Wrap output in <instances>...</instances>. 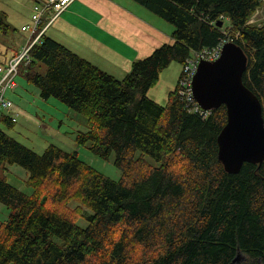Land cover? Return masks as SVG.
Masks as SVG:
<instances>
[{"label": "trees", "instance_id": "obj_1", "mask_svg": "<svg viewBox=\"0 0 264 264\" xmlns=\"http://www.w3.org/2000/svg\"><path fill=\"white\" fill-rule=\"evenodd\" d=\"M135 1L173 25V41L134 61L122 79L45 34L20 66L18 76L41 98L85 117L77 144L112 157L121 175L112 179L54 144L38 154L0 127V169L23 167L32 189L25 194L0 174L8 210L0 219V264H231L238 254L244 258L234 264H264V161L224 170L217 157L224 105L192 112L178 82L163 105L148 96L172 62L183 67L228 31L247 56L243 83L264 117V19L249 22L257 10L264 14V0ZM4 18L1 34L12 29ZM219 21L228 22L226 31ZM0 123L16 122L3 113ZM72 200L79 205L68 212Z\"/></svg>", "mask_w": 264, "mask_h": 264}, {"label": "crops", "instance_id": "obj_2", "mask_svg": "<svg viewBox=\"0 0 264 264\" xmlns=\"http://www.w3.org/2000/svg\"><path fill=\"white\" fill-rule=\"evenodd\" d=\"M3 1L7 5L16 6L18 1L22 3L20 12H17L15 17L22 22L21 24L15 19L11 20L12 9L7 11L8 13L0 9V13L10 19L12 24L21 26L20 29L26 24H31L30 8L36 0H0V4ZM173 29L171 23L135 0H74L48 27L45 36L107 74L122 79L130 71L134 61L149 56L164 43H171ZM28 38L29 34L9 37L8 42L15 48L1 47L0 61L6 62ZM178 68H181L180 64ZM165 70L160 73L162 79L159 78L158 83L164 82L163 93L168 82L170 83L165 98L167 101L169 92L175 88L181 74L179 72L177 77L175 73L173 78L167 79L162 75ZM153 88L148 91V96L161 104L160 100L153 98L151 94ZM14 113L17 115L15 122L21 117L25 122L41 123L38 114L34 115L13 103L12 114Z\"/></svg>", "mask_w": 264, "mask_h": 264}, {"label": "rangeland", "instance_id": "obj_3", "mask_svg": "<svg viewBox=\"0 0 264 264\" xmlns=\"http://www.w3.org/2000/svg\"><path fill=\"white\" fill-rule=\"evenodd\" d=\"M16 5H7L4 1L0 4V9L4 11H10L12 9L11 20L15 19L16 13L20 12L22 3L18 1ZM1 12V11H0ZM8 13V12H7ZM264 19L262 10H257L249 20L250 23H260ZM18 24H21L18 18L15 19ZM4 21L11 25L12 29L6 34L0 33V48L7 46L9 49L15 48L13 44H10L9 37H18L19 35H28V32L22 31L20 27L11 23L10 19L4 18ZM222 22V21H221ZM226 22V23H225ZM222 22V27L226 31L225 25L228 22ZM219 23V22H218ZM218 23H216L218 26ZM15 26V27H14ZM218 26V27H221ZM228 27V26H227ZM226 42H231L228 31H226ZM17 53V52H16ZM175 66L177 68H175ZM162 75L165 78L171 79L175 76L178 77L183 67L178 68L176 62H172ZM162 78L160 77V80ZM168 82V81H167ZM17 86L14 90L8 91L6 97L10 99L14 104L19 105L27 109L30 113L39 115L40 124L25 122L23 118L18 117L17 122L13 127L8 128L0 123V127L11 137L15 138L20 143L31 148L34 152L42 154L44 149L54 144L67 152H77L78 158L86 164L92 166L102 174L117 180L121 171L116 168L112 162V157L109 160L102 159L94 155L88 148V145H78L75 136L79 131H85L87 129L85 117L76 113L72 109L68 108L65 104L55 98H49L44 100L39 96V90L36 86L25 82L22 76L16 78ZM164 82L158 83L151 92L152 96L156 100H160L161 104L166 102V94L168 87L163 93ZM157 102V101H156ZM0 174L3 175L7 182L18 190L25 194H31L32 189L26 184L28 178L27 171L16 164H6V168L0 169ZM79 204L72 200L66 203L65 210L68 212L74 211ZM84 213L88 214L89 209L84 208ZM8 216V210L4 204L0 202V219L4 220ZM79 225L85 226V219H80Z\"/></svg>", "mask_w": 264, "mask_h": 264}, {"label": "water", "instance_id": "obj_4", "mask_svg": "<svg viewBox=\"0 0 264 264\" xmlns=\"http://www.w3.org/2000/svg\"><path fill=\"white\" fill-rule=\"evenodd\" d=\"M246 67L243 49L233 41L225 42L219 58L199 62L192 81L194 100L203 110L226 107L227 121L217 137V157L231 174L238 173L244 163L260 166L264 161L263 108L257 95L243 83ZM243 258L238 254L231 264Z\"/></svg>", "mask_w": 264, "mask_h": 264}, {"label": "built area", "instance_id": "obj_5", "mask_svg": "<svg viewBox=\"0 0 264 264\" xmlns=\"http://www.w3.org/2000/svg\"><path fill=\"white\" fill-rule=\"evenodd\" d=\"M74 0H36L31 10V24L22 26L21 30L29 34L27 42L11 56L6 62L0 61V117L2 114L16 121V113H13V102L6 97L8 91L16 88V78L21 65L30 62V50L33 45L40 42L48 27L69 7ZM226 39H222L215 47L195 52L187 58L182 70V76L178 82V94L189 110L207 115L212 110H203L194 100L192 92L193 77L201 60L214 61L219 58L223 44Z\"/></svg>", "mask_w": 264, "mask_h": 264}, {"label": "bare ground", "instance_id": "obj_6", "mask_svg": "<svg viewBox=\"0 0 264 264\" xmlns=\"http://www.w3.org/2000/svg\"><path fill=\"white\" fill-rule=\"evenodd\" d=\"M181 74V73H180Z\"/></svg>", "mask_w": 264, "mask_h": 264}]
</instances>
